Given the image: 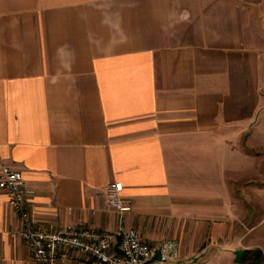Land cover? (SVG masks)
Masks as SVG:
<instances>
[{
	"label": "crops",
	"instance_id": "crops-1",
	"mask_svg": "<svg viewBox=\"0 0 264 264\" xmlns=\"http://www.w3.org/2000/svg\"><path fill=\"white\" fill-rule=\"evenodd\" d=\"M262 125L264 0H0V168L43 228L112 233L121 182L125 225L178 264H264ZM7 199L0 264H35Z\"/></svg>",
	"mask_w": 264,
	"mask_h": 264
},
{
	"label": "built area",
	"instance_id": "built-area-1",
	"mask_svg": "<svg viewBox=\"0 0 264 264\" xmlns=\"http://www.w3.org/2000/svg\"><path fill=\"white\" fill-rule=\"evenodd\" d=\"M0 190L22 225L13 236L19 235L26 243L35 264H178L181 259L178 241L168 239L152 244L136 228L125 225L124 208L131 201L121 196V182H111L105 190L108 206L119 216L112 233L90 228L41 227L27 208L28 191L22 173L7 165L0 168Z\"/></svg>",
	"mask_w": 264,
	"mask_h": 264
},
{
	"label": "rangeland",
	"instance_id": "rangeland-1",
	"mask_svg": "<svg viewBox=\"0 0 264 264\" xmlns=\"http://www.w3.org/2000/svg\"><path fill=\"white\" fill-rule=\"evenodd\" d=\"M246 137H250L251 138V156L252 157L250 159V163L253 167H256L257 169L259 168L264 169V159L261 160V158H264V125H262L261 128L257 127V128H251L248 129L246 135ZM260 148V149H259ZM262 148V149H261ZM256 171V169H255ZM256 173L252 172V175H255ZM258 175V174H257ZM257 177V176H256ZM262 178L260 179L259 177L257 178V181L255 183H253V187H257L258 189H262V186H264V180H262ZM229 254H232L231 250H228ZM200 255H198L197 257H194L191 259V262H196L197 258H199ZM253 260V259H251ZM249 262H250V258H249Z\"/></svg>",
	"mask_w": 264,
	"mask_h": 264
},
{
	"label": "water",
	"instance_id": "water-1",
	"mask_svg": "<svg viewBox=\"0 0 264 264\" xmlns=\"http://www.w3.org/2000/svg\"><path fill=\"white\" fill-rule=\"evenodd\" d=\"M259 259L256 260V262H258Z\"/></svg>",
	"mask_w": 264,
	"mask_h": 264
}]
</instances>
